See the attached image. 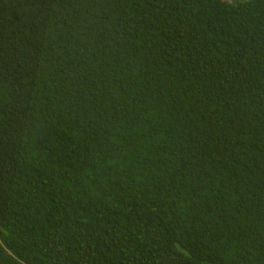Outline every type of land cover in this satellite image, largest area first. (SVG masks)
Listing matches in <instances>:
<instances>
[{"label": "trees", "instance_id": "trees-1", "mask_svg": "<svg viewBox=\"0 0 264 264\" xmlns=\"http://www.w3.org/2000/svg\"><path fill=\"white\" fill-rule=\"evenodd\" d=\"M0 264H264V0H0Z\"/></svg>", "mask_w": 264, "mask_h": 264}, {"label": "rangeland", "instance_id": "rangeland-1", "mask_svg": "<svg viewBox=\"0 0 264 264\" xmlns=\"http://www.w3.org/2000/svg\"><path fill=\"white\" fill-rule=\"evenodd\" d=\"M225 1H228L230 3H235V2H243V1H246V0H225Z\"/></svg>", "mask_w": 264, "mask_h": 264}]
</instances>
